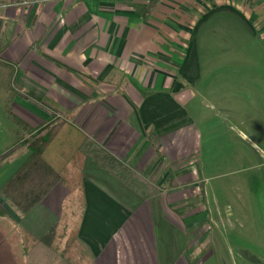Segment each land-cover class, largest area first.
I'll list each match as a JSON object with an SVG mask.
<instances>
[{"label":"crops","instance_id":"1","mask_svg":"<svg viewBox=\"0 0 264 264\" xmlns=\"http://www.w3.org/2000/svg\"><path fill=\"white\" fill-rule=\"evenodd\" d=\"M224 17L264 39V0H0L12 123L0 152V264L56 255L33 246L54 227L50 245L65 241L70 264L80 250L85 264H227V251L264 264V225L250 224V204L225 215L209 202L204 127L190 109L207 64L218 63L208 45ZM88 144L160 193L137 194ZM208 223L229 225L230 237L213 240Z\"/></svg>","mask_w":264,"mask_h":264},{"label":"rangeland","instance_id":"2","mask_svg":"<svg viewBox=\"0 0 264 264\" xmlns=\"http://www.w3.org/2000/svg\"><path fill=\"white\" fill-rule=\"evenodd\" d=\"M261 36L253 35L238 20L224 17L218 21L216 36L211 46L208 45V54L212 51L218 54L216 58L213 56L218 63L207 64V78L197 83L190 96L192 116L197 126L204 127L201 163L205 168L209 202L218 203L220 213L225 215L234 202H248L250 224L255 226L261 222L264 225V208H260L261 204L264 206V39ZM10 88V83L0 79V152L7 147L4 142L9 139L7 134L12 125L6 113L10 98L6 91ZM205 90L207 95L203 93ZM216 227L208 223L202 232H212L210 237L217 241L222 233L230 237L229 225L222 231ZM259 242L264 251V239ZM60 243L61 249L65 241ZM75 251L78 250L73 248V256ZM79 252L81 256H75L79 259L72 257V261L85 264L87 257L83 251ZM232 258L246 264L239 255L232 256L227 251L226 263L231 264Z\"/></svg>","mask_w":264,"mask_h":264},{"label":"trees","instance_id":"3","mask_svg":"<svg viewBox=\"0 0 264 264\" xmlns=\"http://www.w3.org/2000/svg\"><path fill=\"white\" fill-rule=\"evenodd\" d=\"M88 147L84 148V151L90 158H92L98 165H100L103 169L111 173L113 176L122 180L126 185H128L132 190H134L137 194L144 198H149L150 196H155L160 193V191L154 187H152L143 177L138 175L137 173L128 169L125 165H123L118 159L114 158L108 152L103 150L97 145L88 144ZM22 172L18 173V175L14 178V180L19 179L21 177ZM0 214H5V211L0 208ZM57 233L56 227H54L43 239L35 240L34 247H39L40 245L47 246L49 250L51 249L52 253L54 252L56 255L49 254L44 255L40 258L39 261H33L35 257L31 256V264H70L69 258L64 255V252H59V248H53L50 245L52 239ZM75 234L73 235V241H75ZM34 262V263H33Z\"/></svg>","mask_w":264,"mask_h":264}]
</instances>
